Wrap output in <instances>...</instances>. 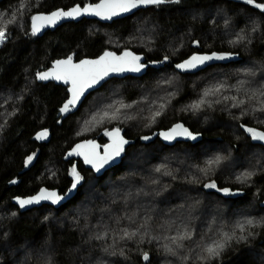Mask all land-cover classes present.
Wrapping results in <instances>:
<instances>
[{
	"label": "trees",
	"instance_id": "obj_1",
	"mask_svg": "<svg viewBox=\"0 0 264 264\" xmlns=\"http://www.w3.org/2000/svg\"><path fill=\"white\" fill-rule=\"evenodd\" d=\"M95 1L0 0V27L7 32L0 44V264H200L204 240L223 232L239 236L236 225L247 219L264 221V147L240 127L264 131V112L253 111L264 100V10L255 7L264 0H166L111 23L81 19L32 34L34 13ZM125 48L144 55L146 72L110 78L75 112L57 116L65 87L38 82L36 72L57 58ZM211 51L235 54L236 60L195 73L174 69L192 53ZM217 87L219 92L204 96ZM201 99L206 103L200 109L189 107ZM238 101L245 103L233 107ZM177 121L201 140L165 145L142 139ZM115 127L134 141L119 164L96 176L77 161L82 180L59 207L21 212L12 204L13 196L40 186L64 192L73 168L65 151L81 139L102 145L105 131ZM40 130L47 140L35 137ZM217 156L224 159L209 167ZM249 171L255 173L250 180H237ZM212 181L229 194L203 187ZM185 226L196 233V243L185 241L176 256L166 254L163 246ZM125 230L138 234L121 239ZM248 231L253 235L232 240L209 264H264V225H246Z\"/></svg>",
	"mask_w": 264,
	"mask_h": 264
},
{
	"label": "snow or ice",
	"instance_id": "obj_2",
	"mask_svg": "<svg viewBox=\"0 0 264 264\" xmlns=\"http://www.w3.org/2000/svg\"><path fill=\"white\" fill-rule=\"evenodd\" d=\"M166 0H100V3L95 5H88L81 9L79 6L73 7L68 11L57 10L49 15H32V34L35 35L38 33L43 27L46 25H54L59 20L65 17H78L82 14H92L96 16H100L103 19H111L113 16L120 15L121 13L129 12L132 9L137 8L140 5H148L155 4L159 5L165 3ZM175 2H179V0H175ZM247 4H253L254 0H245ZM21 8L24 7L23 4L20 5ZM255 7L264 10V4H255ZM2 15V14H0ZM12 23V21H9ZM227 23V21H226ZM255 30V29H253ZM7 37V32L3 27H0V43H3ZM239 39H243L240 37ZM228 58V54H217L212 53L211 55H193L188 60L183 63L177 64L176 67L179 69H192L196 68L198 65H203L208 61L213 60H225ZM167 59V57H165ZM140 57L133 55L131 52L125 51L120 56H116L114 53L105 52L103 56L99 57L96 60H81L78 64L72 63V57L69 56L67 60H61L55 62L54 70L49 72H39L37 73V79L39 80H48L49 78H54L56 80H63L66 84L70 83L71 87L68 89L71 97L60 109L61 113L69 112L71 109L75 108L77 102L81 100V97L84 95L86 89L92 88L94 85L100 83L107 77L110 73H119L124 71H134L139 72L145 65L139 63ZM221 90L220 87L215 88L211 91H205L204 96H208L219 92ZM261 97H264V91L260 92ZM228 98L225 97V100ZM233 100L236 98L233 97ZM251 99V98H250ZM206 103L205 100L201 99L199 102L193 103L189 107L193 110H198ZM219 103V101H217ZM245 102L238 101L233 104V107L240 108ZM209 107L211 105H208ZM121 107H127L126 105H121ZM163 108V105H161ZM253 111L264 112V100L261 101L260 107L257 109H253ZM105 116L108 113H104ZM161 115L160 111L155 113L156 117ZM241 115H247L246 111H241ZM115 118V116H113ZM264 123V122H262ZM241 128L244 129L246 133L251 136V139L254 141H264V131H258L255 128L246 127L241 124ZM105 135L110 138V143L104 146V153L101 155L96 152V145L93 142H85L87 145H90L89 151H80V149L84 148L85 145H77L72 151L77 155H82L84 157V162L86 164L92 165L93 169L97 172L100 171L105 165L109 164V162H113L116 157H119L121 153L124 151V145L128 143L121 135L120 129H113L111 132L105 131ZM161 137L165 141L175 140L177 137H186L190 140H195L198 134H193L189 131L188 128L184 127L183 124H174L172 128L168 131H162L159 133ZM47 136V131L45 130L43 133L37 135V139H43ZM144 140H149L150 137H142ZM71 154V153H70ZM32 156H29L25 161L27 164L32 160ZM224 157L217 156L214 160L208 161V166L211 167L213 164H220ZM200 171L206 172L207 169H200ZM156 172H161V168H156ZM167 175H171V173H165ZM255 173L253 172H245L241 176L237 177V180L241 182H246L250 180L251 177ZM71 175L73 177L71 190L76 189L77 185L80 184L82 177L77 172L76 167L73 166L71 169ZM204 188L207 189H217V191H222L225 194H229L230 190L228 188L218 189L217 185L214 181L209 182L203 185ZM62 199L61 196L57 195L55 191H47L46 189H41L40 193L37 196L20 199L17 198V202L20 208H24L27 205H31L34 203H39L42 200H50L53 204L59 202ZM47 219V217H45ZM247 226H260L264 225V221L254 222L252 219H247L243 223H238L236 228L239 230L240 235L237 236L236 232L233 231L231 234L227 232L219 233L217 239H211L210 242L208 240H204V243L200 245L201 255L197 257L200 261V264H209L210 261L218 258L224 249L229 246L232 240L246 241L248 237L252 236L253 233L248 231L247 235H245ZM137 232H128L124 231L121 239H132L136 236ZM196 233L194 231H190L185 226V230L178 232L176 236L170 238L171 243L164 245V251L166 254L176 256V249H181L184 247L185 241H191L196 243L195 241ZM96 239H101V237L97 236ZM107 252V249H105ZM114 254V253H113ZM123 255V252H121ZM142 259L144 261H149V254L143 253ZM184 261H189L188 256L182 257Z\"/></svg>",
	"mask_w": 264,
	"mask_h": 264
},
{
	"label": "water",
	"instance_id": "obj_3",
	"mask_svg": "<svg viewBox=\"0 0 264 264\" xmlns=\"http://www.w3.org/2000/svg\"><path fill=\"white\" fill-rule=\"evenodd\" d=\"M98 3H100V0H97V1H95V2H91V3L81 4V5H80V4H73V5H71V6L67 7V8L58 7V8H55V9L51 10V11H48V12H37V13H34L33 15H41V14H43V15H49L50 13H52V12H54V11H57V10L68 11V10H70L71 8L76 7V6H79L81 9H83L85 6H88V5H95V4H98ZM162 4H163V3H162ZM152 5H155V4L140 5V6H138L137 8L130 10L129 12H125V13H121L120 15L113 16L111 19H103V18H101L100 16H96V15H92V14H82V15H80V16H78V17H74V18H73V17H65V18H62L61 20H59V21H58L56 24H54V25H46L45 27H43V28H42L38 33H36L35 35H37V36H41L45 31H47V30H48V31H52V30H54L56 27L60 26V25L63 24V23H66V22H78V21H80L81 19H88V20L93 19V20H96V21H98V22H100V23H111L112 21H114V20H116V19H120V18L126 17V16L131 15L132 13L136 12V11L139 10V9H144V8L149 7V6H152ZM30 28H31V31H32V21H31V18H30ZM125 51L131 52L133 55L139 56V57H140V61H139V63L145 65V67L142 68L139 72H134V71H124V72H119V73H110V74H109L107 77H105L104 80H102L100 83L94 85L92 88L86 89L84 95L81 97V100L77 102L76 107L73 108V109H71L69 112H66V113H61L60 109H61V108L63 107V105L67 102V100H69L70 97H71V94H70L69 91H68V89L71 87V84H70V83L66 84L63 80H56V79H54V78H49L48 80H39V79H37V73H39V72H49V71H51V70H54V68H55V62H57V61H61V60H67L68 57L57 58V59H55V60L52 61V63H51L50 66H48L47 68L41 69V70H39L38 72H36V74H35V78H36V80H37L38 82H42V83L52 82V83H54V84L61 85V86L65 87V90H66V93H67V97H66V99L64 100V102L62 103V105H61V107H60V109H59V111H58V113H57V116L60 115V114H62V115H67L68 113H73V112H75V111L80 107V105H81L82 102L84 101L85 97H86L90 92H92V91L98 89L100 86H102V85H103L108 79L113 78V77H116V78H122V77L129 76V75H130V76H135V77H137V76L143 75V74L146 72V70H147V66H148V63H146V61H145V57H144L143 54H141V53H136V52H134V51H132L131 49H128V48H125V49H123V50H121V51H119V52H115V51H113V50H109V49H107V50L102 51L100 54H98V55L95 56V57H82V58H80V59H78V60H74V59L72 58V63H73V64H78L81 60H85V59H87V60H96V59H98L99 57L103 56L105 52H111V53H114L116 56H120V55H121L123 52H125ZM212 53H217V54H228V58L225 59V60H213V61H208V62H206L205 64H203V65H198L196 68H192V69H179V68L176 67L177 64L183 63L184 61L188 60V59H189L191 56H193V55H211ZM235 60H236V55H235V54H232V53H229V52H225V51H211V52H201V53H198V52H197V53H192V54H190L189 56H187L186 58H184L183 60H181V61L175 63V64H174V69H175L176 71H178V72L195 73V72H198V71H200V70L206 68V67L209 66V65H215V64H227V63H229V62H233V61H235ZM178 123H179V124H183L182 122L177 121V122L172 123V124H171L170 126H168L167 128L153 131L151 134H149V135L147 136V137H150V139L147 140V141H152V140H154L155 138H157L159 141H161V142H162L163 144H165V145H173V144L176 143V142H190V143L194 144V143H197V142H199V141L201 140V138H202L201 134L198 133V132H192V131H191V132H192L193 134H198V135H197V138H196L195 140H190V139H187L186 137H177L175 140H172V141H165V140L163 139V137H161V136L159 135L160 132H162V131H168L170 128H172V126H173L174 124H178ZM183 125H184V124H183ZM184 127L188 128L186 125H184ZM246 127H251V126H246ZM251 128H255V129L258 130V131H263V130H261V129H259V128H256V127H251ZM113 129H117V127L112 128V129H110V130H108V131L111 132ZM118 129H119V128H118ZM188 129H189V128H188ZM189 131H190V129H189ZM243 131H244V129H243ZM43 132H44V130H40V131H38V132L35 134V137H37L38 134L43 133ZM244 132H245V131H244ZM245 134H246L248 137L251 138V136H250L248 133L245 132ZM120 135H121L126 141H128V143L124 145V151H125L126 147H127L128 145L132 144L134 141H133L132 139H130V138H126V137L123 135V133H122L121 130H120ZM45 137H46V140H47L48 137H47V136H45ZM106 138H107V141H106L104 144H102V145H100V144H99L96 140H94V139H81V140H78V141H76L75 143H73V144L70 146V148H68V149L65 151V153H64V159H65V160H73V166H75V164H76L77 161H80L81 164H82V166H83L84 168H87V169L91 170L96 176H99V175H101L104 171H106V170L110 169L111 167H113V166L119 164L120 161H121V159H122V157H123V155H124V151L121 153V155H120L119 157H116L115 160H114L113 162H109V164L105 165L102 169H100L99 172H97L95 169H93L92 165H90V164H86V163L84 162V157H83L82 155H77V154L73 153L72 150H73L74 148H76L77 145H85V147L82 148V149H80V151H84V152L89 151V150H90V145H87L85 142L90 141V142H93V143L97 146L96 149H95V151L98 152V153H100L101 155H103V153H104V146L107 145V144H109V143L111 142V141H110V138H109L107 135H106ZM251 140H252V139H251ZM252 141L264 147V141H254V140H252ZM70 153H71V154H70ZM72 181H73V177H72V175H71V182H70V184L68 185V187L66 188V190H65L64 192H59L56 188H49V187H46V186H40V187H39L34 193H32V194L24 195V196H19V195H17V196H13V197L11 198V202H12V204H14V205L18 208V210L21 211V212H23V211H27V210L32 209V208H34V207H40V206H42V205H44V204H45V205H50V206H52V207H59V206H61L62 204L66 203V202H67L68 200H70L71 198H73V196L76 194V191H77V189H78V187H79L80 184L77 185V188H76V189H73V190H71V192H70L69 190L71 189ZM41 189H46L47 191H50V192H51V191H55V192L57 193V195H59V196L62 197V199H61L59 202L55 203V204H53L50 200H42V201H40L39 203H34V204H31V205H27V206H25L24 208H20V206H19V204H18V202H17V198H20V199H26V198H30V197L37 196V195L40 193V190H41ZM263 205H264V199H263Z\"/></svg>",
	"mask_w": 264,
	"mask_h": 264
},
{
	"label": "rangeland",
	"instance_id": "obj_4",
	"mask_svg": "<svg viewBox=\"0 0 264 264\" xmlns=\"http://www.w3.org/2000/svg\"><path fill=\"white\" fill-rule=\"evenodd\" d=\"M217 14H221V13H220V12H219V13L217 12ZM0 44H1V43H0ZM157 78H158V77L156 76L154 80H156ZM99 95H101V94L99 93V94H97V96L95 95V96L97 97V99H95L94 104H97V103L99 102V100H100V98L98 99V96H99ZM108 95H109V93H107L106 96L108 97ZM92 105H93V104H92ZM86 110H88V109H85V110L83 111V115H85L84 117H87V115H86V114H87ZM93 123H94V122H93ZM93 123H92L91 128H89V129H88V128H85V129H84V131H85L86 134L93 132V130H94V129H93L94 126L96 125V123H100V121H99V122L97 121V122H95L94 124H93ZM29 163H30V161H29L27 164H29ZM86 209H87V207H81L79 211H80V213H81V212L84 213V212H86Z\"/></svg>",
	"mask_w": 264,
	"mask_h": 264
},
{
	"label": "flooded vegetation",
	"instance_id": "obj_5",
	"mask_svg": "<svg viewBox=\"0 0 264 264\" xmlns=\"http://www.w3.org/2000/svg\"><path fill=\"white\" fill-rule=\"evenodd\" d=\"M71 161H73V160H71Z\"/></svg>",
	"mask_w": 264,
	"mask_h": 264
}]
</instances>
